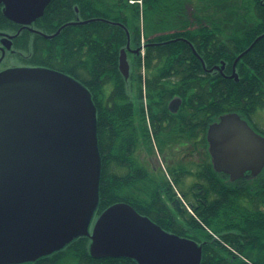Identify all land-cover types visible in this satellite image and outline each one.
Returning a JSON list of instances; mask_svg holds the SVG:
<instances>
[{
	"label": "trees",
	"instance_id": "obj_1",
	"mask_svg": "<svg viewBox=\"0 0 264 264\" xmlns=\"http://www.w3.org/2000/svg\"><path fill=\"white\" fill-rule=\"evenodd\" d=\"M126 1L51 0L42 18V26L49 32H55L70 22L94 20L84 25L63 27L58 35L45 43L38 58L48 61V66L54 70L80 82L91 95L96 109V136L101 159L96 215L115 203L124 202L133 208L135 204L130 181L124 183L122 190L116 174L121 126H126L131 120L133 108L127 81L118 70V55L127 43L126 33L124 28L114 23L125 26L131 45L137 46L140 37L139 26L130 28L129 18L122 12ZM141 2L147 40L149 37H154V41L184 37L192 40V47L198 53L197 61L191 48L183 42L147 48L144 58L138 55L135 60L139 69L143 63L149 90H153L164 77L158 73L150 78V70L156 68L153 61L157 59L167 70H181L183 73L178 78L190 89H194L198 78V87H201L198 89V112L204 118L213 105L217 115L236 112L250 119L264 107V36L237 61V80L205 72L222 63L230 70L236 57L264 34V0ZM189 7L192 9L189 10ZM132 10L131 19L137 20L139 10L136 6ZM190 21L198 22V25L173 24ZM197 36L198 43H195ZM165 67L159 71L163 72ZM138 82L141 94L139 74ZM106 85L110 86L108 92H105ZM191 93L194 94V91ZM141 193L144 197L141 195L139 198L142 200L140 209L147 213L150 197ZM239 197L248 200H238ZM235 198L208 200L198 219L189 216V224L198 229V234L187 237L202 244L200 264H264V187L257 183ZM157 223L164 227L162 222ZM198 235L203 237L202 241ZM88 246V238L79 237L63 249L25 264H66L68 260L76 264H137L128 258L94 259L88 253Z\"/></svg>",
	"mask_w": 264,
	"mask_h": 264
},
{
	"label": "water",
	"instance_id": "obj_2",
	"mask_svg": "<svg viewBox=\"0 0 264 264\" xmlns=\"http://www.w3.org/2000/svg\"><path fill=\"white\" fill-rule=\"evenodd\" d=\"M49 2L0 0V5L9 21L29 24L42 16ZM93 21L67 23L53 36L67 25ZM114 24L124 28L127 36L118 56V70L127 79L129 33L121 23ZM263 36L236 57L230 77L237 78V61ZM223 68L222 63L213 69L222 72ZM207 142L214 169L231 180L246 171L255 177L264 168V137L237 114L222 115L210 125ZM100 168L96 109L80 82L43 68L1 72L0 264L34 262L79 237L89 238L88 252L94 259L200 264L202 245L167 233L126 203L106 208L90 233L99 200Z\"/></svg>",
	"mask_w": 264,
	"mask_h": 264
},
{
	"label": "flooded vegetation",
	"instance_id": "obj_3",
	"mask_svg": "<svg viewBox=\"0 0 264 264\" xmlns=\"http://www.w3.org/2000/svg\"><path fill=\"white\" fill-rule=\"evenodd\" d=\"M48 5L42 16L29 24H17L7 20L2 14L3 5H0V13L4 19L0 21V73L14 68L53 69L48 66V61L38 58L45 43L52 40V37H47L54 34L42 26V18ZM173 24L196 26L198 22ZM153 39L154 37H149L148 40L146 38L143 44L145 51L151 46L183 42L191 48L198 61V53L192 47V40L184 37L157 41ZM194 41L198 43V36ZM138 47V42L137 46L130 44L131 52L127 54L131 59V69L126 81L133 115L126 126H121L117 178L122 190L124 183L130 181L135 198L134 209L138 214L148 217L167 233L188 238V235L198 234V229L189 224V216L198 219V214L208 200H236L235 197L241 196L244 190L255 187L257 183L264 187V169L255 177L251 176L250 171H246L234 180L230 179V175L214 169L207 142L210 125L217 123L222 115L237 114L255 133L262 137L264 134L258 127V122L245 114L226 112L217 115L214 111L215 105L210 106L211 111L204 118L198 112V89L201 88L198 87V78L194 89H190L178 78L183 73L181 70H167L163 62L157 59L153 61L156 68L150 70V78L153 79L158 73L164 77L155 85L156 90H149L146 85V72L142 68V97H137L132 91L131 74L132 68H137L135 59L140 56ZM163 67L166 70L159 71ZM196 72L198 73V69ZM205 72L216 75L219 73L228 79L236 80L239 77L236 70L234 72L237 78L230 77L233 73L232 66L229 70L225 64L222 72L217 69ZM133 81L137 83V77ZM192 90L194 94L191 93ZM141 192L150 197L147 213L140 209ZM157 221L162 222L164 227Z\"/></svg>",
	"mask_w": 264,
	"mask_h": 264
},
{
	"label": "rangeland",
	"instance_id": "obj_4",
	"mask_svg": "<svg viewBox=\"0 0 264 264\" xmlns=\"http://www.w3.org/2000/svg\"><path fill=\"white\" fill-rule=\"evenodd\" d=\"M136 1H138V0H127L124 3L123 7H122V12L124 14H126L128 16V18H129L128 19L129 27L133 28L134 26L138 25L139 28H140V35L143 34V36L146 38V34L148 32H147V28L145 26L146 20L144 18L145 13L143 11V4H142V2H141V4H137ZM106 2L112 3L111 0H106ZM135 6L139 10V18L137 20L131 19L132 16H133V10L132 9ZM188 9L191 10L192 7H189ZM127 58L129 59L130 57H127ZM129 60L131 62V59H129ZM129 60H128V63H129ZM141 67L142 66L140 65V69L138 68V66H137L136 69H135V67L132 68V74H131L132 91L137 97L139 96L140 99H141L142 95L139 93V89L140 88H139V82H138V74L141 75V71H142ZM130 69L131 68H130V63H129V73H130ZM135 77H137V83L135 81H133V78H135ZM141 78H142V75H141ZM109 88H110V86L106 85L105 86V92H108ZM254 119H255V121L257 120L256 121V122H258L257 125L263 131V134H264V107L262 109L258 110L257 115H254V117H253V121H254ZM94 218H95V215H93V218H92V220L90 222V226H89L90 228H91V226L93 224ZM198 238L202 241L203 237L198 235ZM66 264H76V263L73 260H68Z\"/></svg>",
	"mask_w": 264,
	"mask_h": 264
}]
</instances>
